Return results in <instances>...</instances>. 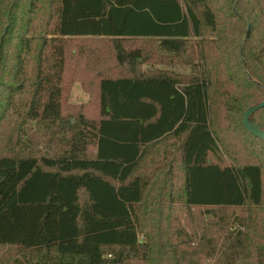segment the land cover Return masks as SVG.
<instances>
[{
    "label": "trees",
    "instance_id": "trees-1",
    "mask_svg": "<svg viewBox=\"0 0 264 264\" xmlns=\"http://www.w3.org/2000/svg\"><path fill=\"white\" fill-rule=\"evenodd\" d=\"M122 1L0 0V264H264V0Z\"/></svg>",
    "mask_w": 264,
    "mask_h": 264
},
{
    "label": "rangeland",
    "instance_id": "rangeland-1",
    "mask_svg": "<svg viewBox=\"0 0 264 264\" xmlns=\"http://www.w3.org/2000/svg\"><path fill=\"white\" fill-rule=\"evenodd\" d=\"M157 67H160V68H167V69H173L175 72L177 73H185V74H189L191 72L190 70V67L187 66V65H180V64H175L174 66H157ZM143 69H148L149 68V65H143L142 66ZM76 89L82 91L81 87L77 84L73 87L72 89V92L74 93L73 96H72V100L70 101L69 99V102H76V100H73L74 99V96L76 95L75 94V91ZM83 92V91H82ZM70 98V96H69ZM87 101H84V102H76V103H85ZM36 124L34 122H31L30 123V128L31 130H28V134L32 135V133H36V135L34 137H31L32 138V145L34 146H37L38 149L42 150L43 152H47V147L50 148V151H51V154L52 153H55L57 151V146H59V142L57 143V139H58V135H54L51 133V131L53 130H50V131H46L44 132V127L41 128V130L35 132V128H36ZM41 127V126H40ZM34 130V131H33ZM33 131V132H32ZM45 133V137L43 138V134ZM41 136L39 139L38 137ZM49 137H55V141L52 143L51 147L48 146V143H47V139H49ZM38 139V140H37ZM46 145V146H45ZM238 224V222H237ZM237 224H236V221H233L231 220L227 229L229 227H237ZM228 232V231H227ZM142 238V236L140 235V239ZM9 251L11 254L13 253V251L11 250V248L9 247H0V259L1 257L3 256V254L6 252V251ZM212 263V262H211ZM210 264V263H209Z\"/></svg>",
    "mask_w": 264,
    "mask_h": 264
},
{
    "label": "water",
    "instance_id": "water-1",
    "mask_svg": "<svg viewBox=\"0 0 264 264\" xmlns=\"http://www.w3.org/2000/svg\"><path fill=\"white\" fill-rule=\"evenodd\" d=\"M264 105V101H262L261 103L249 107L243 115V124L244 126L255 136L259 137L260 139H262L264 141V131H262L258 125L256 123H254L253 121H251L249 119L250 115L257 110L259 107Z\"/></svg>",
    "mask_w": 264,
    "mask_h": 264
},
{
    "label": "crops",
    "instance_id": "crops-1",
    "mask_svg": "<svg viewBox=\"0 0 264 264\" xmlns=\"http://www.w3.org/2000/svg\"><path fill=\"white\" fill-rule=\"evenodd\" d=\"M115 2L117 3V4H122V0H115ZM79 85L80 86V84L78 83V82H75L74 84H73V86H72V89H73V87L75 86V85ZM81 87V86H80ZM72 89H71V93H70V101L72 100V96H73V92H72ZM82 89V88H81ZM83 91V90H82ZM80 91V90H78V89H76V91H75V96H74V99L73 100H76V102H84V101H87L88 100V95L83 91ZM76 102H72V103H76Z\"/></svg>",
    "mask_w": 264,
    "mask_h": 264
}]
</instances>
